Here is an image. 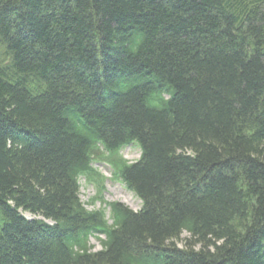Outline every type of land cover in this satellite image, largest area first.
I'll return each mask as SVG.
<instances>
[{"label": "trees", "instance_id": "obj_1", "mask_svg": "<svg viewBox=\"0 0 264 264\" xmlns=\"http://www.w3.org/2000/svg\"><path fill=\"white\" fill-rule=\"evenodd\" d=\"M0 264H264V0H0Z\"/></svg>", "mask_w": 264, "mask_h": 264}, {"label": "rangeland", "instance_id": "obj_2", "mask_svg": "<svg viewBox=\"0 0 264 264\" xmlns=\"http://www.w3.org/2000/svg\"><path fill=\"white\" fill-rule=\"evenodd\" d=\"M120 154L128 162H134L139 157V151L133 146L124 148L120 152ZM97 167L101 170V174L104 176V178H106V180L104 181V200L106 202H121L129 206L132 210L138 211L141 205L139 200L132 193L127 191L121 183L108 179L110 176V171L106 165H97ZM95 194V186H87L84 183V180H82L80 189V199L88 210L100 208L99 202L94 201L93 203H90L91 199L95 197ZM181 238H185V235H183ZM91 244L94 245L95 249L100 248L98 242L93 239L91 240ZM181 245H183V243H181Z\"/></svg>", "mask_w": 264, "mask_h": 264}]
</instances>
